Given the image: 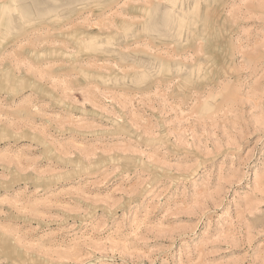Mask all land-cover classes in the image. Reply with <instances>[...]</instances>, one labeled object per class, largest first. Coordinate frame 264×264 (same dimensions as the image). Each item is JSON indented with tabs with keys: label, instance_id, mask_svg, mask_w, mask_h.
Wrapping results in <instances>:
<instances>
[{
	"label": "rangeland",
	"instance_id": "obj_1",
	"mask_svg": "<svg viewBox=\"0 0 264 264\" xmlns=\"http://www.w3.org/2000/svg\"><path fill=\"white\" fill-rule=\"evenodd\" d=\"M0 264H264V0H0Z\"/></svg>",
	"mask_w": 264,
	"mask_h": 264
},
{
	"label": "crops",
	"instance_id": "obj_2",
	"mask_svg": "<svg viewBox=\"0 0 264 264\" xmlns=\"http://www.w3.org/2000/svg\"><path fill=\"white\" fill-rule=\"evenodd\" d=\"M59 82H60L59 78L56 79L52 87H54L57 92L61 93L62 96L68 97V98L73 97L78 102L85 101L87 99L89 102L93 103L94 105L96 104L102 105L104 109H108V103H110V101H108L109 99L108 88H104L101 85H96V84H91L87 87H83V86H78L74 84L73 81H71V85L68 86L70 90L64 92L65 87L62 86L61 83ZM31 98L33 100L35 99L38 104L41 103L43 107L50 106L51 104L50 102H44V100L43 102H38V99L40 98L38 95H37V98L34 97L33 95L31 96ZM33 100L30 101V103H34L35 101Z\"/></svg>",
	"mask_w": 264,
	"mask_h": 264
}]
</instances>
